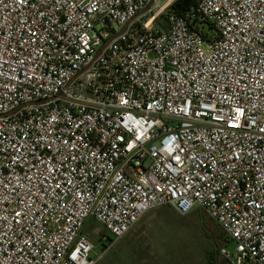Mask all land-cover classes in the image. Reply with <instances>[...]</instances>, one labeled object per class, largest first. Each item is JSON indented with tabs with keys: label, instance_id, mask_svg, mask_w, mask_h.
<instances>
[{
	"label": "built area",
	"instance_id": "built-area-1",
	"mask_svg": "<svg viewBox=\"0 0 264 264\" xmlns=\"http://www.w3.org/2000/svg\"><path fill=\"white\" fill-rule=\"evenodd\" d=\"M173 1L0 0V264H99L156 206L264 264V0Z\"/></svg>",
	"mask_w": 264,
	"mask_h": 264
},
{
	"label": "rangeland",
	"instance_id": "rangeland-1",
	"mask_svg": "<svg viewBox=\"0 0 264 264\" xmlns=\"http://www.w3.org/2000/svg\"><path fill=\"white\" fill-rule=\"evenodd\" d=\"M163 22L164 14H160L156 19V25L162 27ZM195 212L199 214V217ZM187 215L190 217L191 221H189V223H192L190 224L191 227L195 229V233L198 234L196 236L194 235L197 253L198 249H200L201 252L197 257V264H230L226 258L220 255V250L224 248L232 253L234 245L232 242L226 241L224 235L220 232L213 220L206 213L196 209L191 210ZM181 223H183L181 220H176L173 217H168L164 221L159 220L157 225L160 228L159 234L161 239L151 241L150 245L153 246L158 253L164 255L175 254L176 258L174 259V264L184 263L181 257H179V255L182 254L185 256L188 254L192 258V260L186 264H195L194 259L196 254L193 249L190 248L193 243V233L188 228L182 226ZM141 228L142 226L140 225L135 230L127 233L122 239L118 240L113 248L103 256L99 264H143V238L141 236ZM216 228L219 231H217ZM84 231L91 236V241L94 246L92 256L95 257L103 251L98 236L104 233L105 230L93 219H88L84 226ZM210 249L213 252L209 254ZM211 255L212 258L210 259L209 256ZM164 261L160 260L162 263H164ZM148 262L150 263L151 261L149 260ZM156 262L158 263V261ZM165 262L169 263V261Z\"/></svg>",
	"mask_w": 264,
	"mask_h": 264
},
{
	"label": "crops",
	"instance_id": "crops-1",
	"mask_svg": "<svg viewBox=\"0 0 264 264\" xmlns=\"http://www.w3.org/2000/svg\"><path fill=\"white\" fill-rule=\"evenodd\" d=\"M197 216L199 217V214H197ZM168 217H173L176 220H181V222H183V223H181V225L188 228L193 233V243H192L190 248H192L196 254L194 262H195V264H197V261H198L197 257L199 256V253H201V252H200V249H198V253H197V250L195 247V244H196L195 236L198 234L195 233V229H193L191 227L190 224H192V223H189V221H191L190 217L187 214L186 215H180L176 211H174L172 208L167 207V206H156V207L149 209L141 217V219L135 224V226L130 230V231H133L137 227H139L140 225L142 226V228H141L142 235L141 236L143 238V264H150V263L151 264H174L175 263L174 262V259L176 258L175 254L174 255L173 254L164 255V254L158 253L155 250V248H153V246L150 245L151 241L161 239V236L159 234L160 228L157 225V222L159 220L164 221ZM192 221H195V220H192ZM200 224H201V222H200ZM105 235H106V233L104 232L98 236L99 237L98 240L100 241L101 245H102V238ZM210 237H211V235H210ZM210 252H211V249L209 251V254H210ZM179 257H181V260L184 261L183 264H186L190 260H192L191 256L188 254L186 256L184 254H182V255H179ZM209 258H210V256H209ZM149 260L151 261L150 263L148 262ZM160 260L161 261H164V260L169 261V263H167L165 261H164V263H162V262H160ZM156 261H158V263Z\"/></svg>",
	"mask_w": 264,
	"mask_h": 264
},
{
	"label": "trees",
	"instance_id": "trees-1",
	"mask_svg": "<svg viewBox=\"0 0 264 264\" xmlns=\"http://www.w3.org/2000/svg\"><path fill=\"white\" fill-rule=\"evenodd\" d=\"M195 6H196V0H174L172 2V4L170 5L168 11L169 12H175V13L183 14L186 11H188L190 8L195 7ZM218 229H217V231L220 230V229L219 230ZM220 232H221V230H220ZM224 238L226 239V241H228V239L226 238L225 235H224ZM211 252H213V251L211 250ZM211 258H212V255L210 256V259Z\"/></svg>",
	"mask_w": 264,
	"mask_h": 264
}]
</instances>
